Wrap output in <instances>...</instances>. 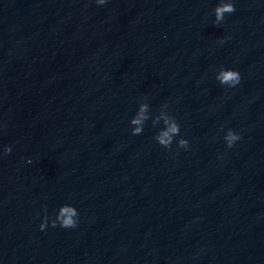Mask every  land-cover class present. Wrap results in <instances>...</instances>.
<instances>
[{
    "label": "clouds",
    "instance_id": "obj_1",
    "mask_svg": "<svg viewBox=\"0 0 264 264\" xmlns=\"http://www.w3.org/2000/svg\"><path fill=\"white\" fill-rule=\"evenodd\" d=\"M97 3L104 4L105 0H97ZM235 6L232 3V0H227V2H221L215 7L214 15L215 21L214 23L219 25L223 22L225 18V14H231L235 12ZM223 42V41H221ZM221 85H227L228 87H235L239 84L241 76L237 70L232 69H224L222 70L219 75L216 77ZM147 110V105H141L140 112L131 119L130 123L132 125H136L132 130L133 135H139L143 132V124L148 119L145 115ZM164 123L166 125L165 130L161 131L156 140L159 145L169 148L173 142L174 136H178L180 134V125L176 121L175 118H169L164 116ZM227 147L231 148L234 142L241 139L240 135L235 133L233 130L229 129L227 135L224 137ZM179 148H187L188 147V140L181 138L178 142ZM12 151L11 147H5L4 152L8 154ZM46 213V210H45ZM75 217V219H74ZM78 222V212L77 210L69 205H64L59 209V212L56 214L54 220L51 221V226L56 227L59 224L62 228H74L76 227ZM49 218L47 214H45L43 218V222L39 225L40 229L43 231L48 226Z\"/></svg>",
    "mask_w": 264,
    "mask_h": 264
}]
</instances>
